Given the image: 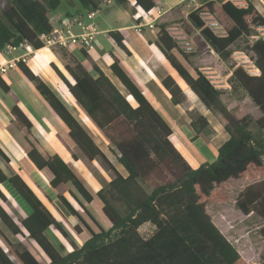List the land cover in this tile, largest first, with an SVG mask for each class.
<instances>
[{
	"label": "trees",
	"instance_id": "16d2710c",
	"mask_svg": "<svg viewBox=\"0 0 264 264\" xmlns=\"http://www.w3.org/2000/svg\"><path fill=\"white\" fill-rule=\"evenodd\" d=\"M63 1L69 6L71 0H9V4L0 11V50L8 44L19 47L24 42L35 49L42 48L44 44L39 36L53 29L51 13L57 11ZM73 1L85 11L97 9L100 4L97 0ZM134 1L146 13L159 3V0ZM115 2L125 7L129 0ZM203 2L188 17L223 59L231 56L230 47L239 38L251 36L254 26H264V16L249 1L245 6L230 0ZM207 17L216 23L219 31L207 23ZM118 33L113 31L110 34L129 53ZM158 45L179 74L180 77L172 71L179 85H188L184 92L190 94L192 90L208 110L219 116L229 134L212 163L191 167L174 145L171 127L118 59L112 64V71L124 91L97 65L93 66L96 76H92L80 63L67 66L73 84L54 66L74 100L110 141V150L127 172L123 175L50 86L29 67L22 65L24 74L66 124L79 148L89 160H101L111 174L108 184L96 192L102 202L103 215L110 224L105 228L88 209L87 204L93 202L95 195L83 179L62 158H47L30 143L31 148L27 152L30 160L39 170L50 171L53 188L70 184V196L98 228L92 229L74 203L65 195L58 194L56 209L65 218L69 215L77 219L71 226L73 231L81 235L83 228L80 224L89 231L88 238L78 245L28 184L19 175L8 177L0 167V184L10 182L32 209L30 215L17 223L0 204V221L14 235L27 233L46 254L48 264H249L215 224L208 206L211 210L214 204L227 203L229 189H224V186L246 181V186L234 198L236 206L245 214L253 211L264 218V39L257 38L251 47L254 53L252 60L259 74L250 75L243 68L236 67L230 75L232 85L243 90L261 111L262 115L256 120L257 132L251 129L253 118L242 115L238 106L229 108L222 99L223 92L207 73L196 69L194 75L172 53L176 50L187 59L193 52L183 50L165 25L161 26ZM163 84L173 104L185 102L184 92L171 76L166 77ZM11 112L18 125L24 126L29 134L31 122L16 106ZM190 125L196 136L211 132L209 121L202 114L191 115ZM119 129L129 136L125 137ZM0 155L9 161L1 149ZM149 175L157 182L148 184ZM0 200H6L1 189ZM146 223L155 226L148 237L140 232V227ZM52 227L69 241L71 250L49 236L47 231ZM261 231L264 235V227ZM0 264L42 263L30 249L22 243L14 244L0 229Z\"/></svg>",
	"mask_w": 264,
	"mask_h": 264
},
{
	"label": "crops",
	"instance_id": "0c3cea01",
	"mask_svg": "<svg viewBox=\"0 0 264 264\" xmlns=\"http://www.w3.org/2000/svg\"><path fill=\"white\" fill-rule=\"evenodd\" d=\"M97 1L100 2V13L96 16L95 23L101 33L97 35L95 45L92 49L85 50L79 46H71L69 48L43 46L42 48L35 49L31 45H23L12 51L6 49L0 50V64L8 63L11 59L21 58L22 56H26L27 58L26 62H19L16 67L10 69L8 73L0 79V83L3 84V86L0 84V149L9 158L8 161L0 155V167L8 177L19 175L35 192L37 197L45 203L55 218L58 221H61L63 225L64 219L56 208L58 206L57 204H59V202H57L58 194H65L62 192L61 186L53 188L50 185V171L48 169L39 170L27 156L31 144L35 145L40 153L47 158L54 156L62 158L77 174H82L84 181L92 182L91 176H94V174H92L91 170L83 164L82 160L85 154L70 136L68 127L40 94L35 84L24 74L22 65L29 67L34 74L50 86L90 135H93L91 132V130H93V121L72 98L68 87L57 75L54 66L57 67L68 81L73 84L74 80L70 75L67 66H74L76 63H80L92 76H96L97 73L93 66L97 65L118 88L123 89L122 83L112 71V64L118 59L123 69L141 89L147 100L171 127L173 134L172 141L174 142V145L177 146L176 148L181 152L192 168H198L204 163L214 162L217 159L219 147L229 138V134L224 129L222 122H218L214 118L215 116H208L207 113L202 115H204L209 121L212 136L210 135L207 139H204L200 135L196 136L190 126L191 121L188 116V112L194 110V106L191 105V103H194L191 100H187L182 104H173L171 95L163 84V80L166 77L171 76L179 85L172 71L178 76L179 74L158 45L161 25L164 24H161V22H163L161 20L164 16L170 17L178 7H181L184 4L180 3L178 0H159L157 7L149 13H146L135 5L134 0H129L127 6L122 7L124 11L118 10L115 12L114 15L118 19L116 24L109 25L106 19L99 22L97 18L106 6V8H108V5L111 4L112 0H110L111 2L109 4H107L108 0ZM247 1L253 3L259 12L264 10V0H245L246 3ZM203 3L204 2H201L199 6ZM8 4L9 0H0V11ZM68 4L69 9L59 13L56 11L51 13L50 21L53 27L61 25V20L66 17V15H73L85 11L73 0ZM190 5L185 4L183 8L186 6L189 7ZM261 7L263 8L262 10ZM158 9H162L161 15L157 18L159 20L161 19L158 23L160 26L155 24L157 19L154 21L157 17ZM195 9L196 8L193 10ZM193 10L189 11L187 15ZM151 22L154 24V28L148 26ZM139 27H141V31ZM169 30L174 31L175 29L170 28ZM74 31L79 32V29H75ZM113 31L119 32V36L123 37V43L129 53L118 45L116 40L110 34ZM188 34L190 36L177 37V40L181 41L179 44L181 45V48L187 52L193 53L195 50H198L199 54L203 56L199 58V69L207 73L211 79L219 80L217 84L225 85L223 86L225 87L224 90H229L230 84H228L227 80H230L231 73L234 68L237 67L236 64L233 63L232 54L227 59L221 58L210 44L200 35V32L196 27ZM178 35L180 36L181 34ZM193 39H199L201 41L196 45ZM172 53L176 55L174 51H172ZM189 70L191 71L190 68ZM55 77L58 80H56ZM187 86L188 85L186 84L185 87L180 86V88L184 92ZM191 92L193 91L191 90ZM222 92V99L229 108H235L242 104L241 98L243 95L244 100H251L247 94H243L242 92L236 93L235 91L228 92L223 90ZM184 94L187 95L185 92ZM68 96L72 99V102L68 101ZM14 106L18 107L31 122L32 128L29 134L26 133L24 126L21 125L20 127L18 125L16 118L12 114L11 109ZM255 109L256 112H259L257 113L259 118L262 115L261 111L257 106H255ZM159 111L170 121L171 124ZM207 111L210 113L213 112L208 109ZM207 135L209 136V134ZM95 136H97V134H95ZM193 165L197 166L194 167ZM107 184L108 183L103 182L102 186ZM234 185L240 189L239 191H241L246 186V181H240L237 185ZM0 189L6 196V200L4 202L0 200V204L12 216L15 222V219L18 218L17 216H19L20 219H23L31 214V207L10 182L6 181L1 183ZM99 189L101 188L97 187V191ZM42 197H44L48 203H46ZM226 204L227 203L222 205L214 204L217 211L214 214H212L210 210V205L208 206V211L211 214L213 221L249 264H260L256 259H249L242 252V245H240L239 242H248L246 237L247 232L246 230L241 231L238 229V222H235V219L230 220L228 218ZM232 205L238 208L236 202ZM231 210L233 209L231 208ZM55 212L58 215H56ZM238 214H240L243 221L256 214L264 222V218L253 211L245 214L239 209V212L235 211L236 218L239 217ZM68 216L69 215H67V218ZM59 218H62L63 220H60ZM105 221L108 223L106 218ZM107 226L108 227H104L109 228L110 224L108 223ZM260 234L261 237L264 238L262 231H260ZM242 235L244 236L243 238L241 237ZM80 236L81 239H77L75 235H72V238L78 243V245H81L83 241L88 238V236L82 237V234ZM55 239L57 243H62L57 237H55Z\"/></svg>",
	"mask_w": 264,
	"mask_h": 264
},
{
	"label": "rangeland",
	"instance_id": "374dc122",
	"mask_svg": "<svg viewBox=\"0 0 264 264\" xmlns=\"http://www.w3.org/2000/svg\"><path fill=\"white\" fill-rule=\"evenodd\" d=\"M214 1L216 3H221L223 0H214ZM201 2H203V0H197L196 2H193L189 7L186 6L185 8H183V6H185V4H184L183 6L178 7L175 10V12L173 14H171L170 17L164 16V18H162V20L160 19L161 21H163V22H161V24L164 23L162 25L166 26V28L172 34V36L174 34L173 37L176 39L178 45L181 43V41L177 40V37L188 36L189 35L188 33L190 31H192L193 28H195L194 24L189 19L187 13L189 11L193 10L194 8H198L199 4H201ZM106 7L104 8V10L100 14V16H98L97 20L99 22H101V21H104L106 19L108 21L109 25L116 24L118 19L114 15L115 12L118 10L124 11V9L119 4H117L115 2V0H112L111 4L108 5V8H106ZM67 9H69L68 5H67L66 1H63L56 12L59 13V12H62L64 10H67ZM262 9L263 8L261 7V10ZM257 11L259 12L258 9H257ZM259 13L264 16V10L262 12H259ZM160 20L157 19L155 24H158ZM206 20H207L208 24H211L213 27H215L219 31V28L217 27L216 23L213 22L210 17H207ZM158 25L160 26V24H158ZM260 27H264V26H254L252 29L251 36L241 37L233 45H231L230 49H231L232 53L235 51H244L249 56L254 54L251 50L252 43L257 38H264V28H260ZM170 28H174L175 30L171 31V30H169ZM160 33H161V31H160ZM178 34H181V35L179 36ZM193 40L196 43V45L199 41H201L199 39H193ZM179 46L181 47V45H179ZM174 52L181 59V61H183L191 69L192 73L194 75H196L195 70L199 69V66H200L199 58L203 57L199 54L198 50H195L194 53L189 54L187 59H184L183 56L178 51L174 50ZM214 81H217V80L214 79ZM227 81H228V84H230V89L229 90H223V91H228V92H232V91L234 92L235 91L236 93L242 92L243 94H246L243 90L234 87V85L231 84L230 80H227ZM218 86H219V84H218ZM221 86L223 87L225 85H221ZM185 96H186L185 102L187 100H189V101L191 100L194 103V104H192L190 102L191 105L194 106V110H191L192 114H190L188 112V116H189L190 121H191V115L207 113L208 116H211V115L215 116L214 118L218 122H220L219 116H217V114L215 112L214 113L208 112L207 108L204 107V105L201 103L200 99L193 92H191L190 94H187V95L185 94ZM241 101H242V104H240L238 106L239 112L242 115H250L253 118V122L251 124V129L254 132H257L259 129V126L256 123V120L258 119L257 113H259V112H256L255 105L253 104V102L251 100H248V101H247V99L244 100V95L242 96ZM92 125H93V130H91V132L93 135H91V137L94 139V141L100 147V149L103 151V153L107 156L109 161L114 165V167L123 175H127V172L124 169V167L117 161V157L110 150L111 144H110V141L108 140V138L94 125L93 122H92ZM119 130L124 132L122 129H119ZM95 134H97V136H95ZM208 134H209V136L205 133H202V134H200V136H202L204 139H207L208 137H210L212 132H210ZM124 136L125 137L129 136L126 131L124 132ZM82 162L85 166H87V168L89 170H91L92 174H94V176H91L92 182L83 180L85 182L86 186L88 187V189L95 195L94 202L92 204H87L88 209L91 211V213L95 216L97 221L102 226L108 227L107 226L108 223L105 221V217H104L103 211H102V202L96 196V191H97V187L101 188L103 182L108 183L111 180V174L109 172H107V170L105 169L104 164L101 160L100 161H96V160L91 161L84 155ZM78 175L82 178L81 173H79ZM147 179H148V184H154L157 182V180L152 179L150 175L147 177ZM93 182H94V184H93ZM148 184L145 185L146 188H148L147 187ZM60 186H61L62 192H64V194L74 203L76 208L81 211L84 219L92 227V229L98 230L97 226L88 218V216L84 213V211L77 204V202L70 196L68 190L72 189V186L70 184H68V185L62 184ZM224 189H229L227 192L228 193V195H227L228 199H227V204H226V213H227L228 218L230 220L235 219V222H238V229L241 231L246 230V232H247L246 237L248 239V242H246V241H240L239 242L240 245H242V248H241L242 252L249 259H253V260L256 259L258 262H260V264L264 263V238H262L261 234H260V231L264 227L263 226L264 225L263 220L261 218H259L256 214L252 215L250 218H248L245 221H243L240 214H238L239 217L236 218L235 211L239 212V209L236 208L232 204L235 203L234 198L236 199V196L239 194L240 189L237 186H235L234 184H229L227 186H224ZM225 191H227V190H225ZM42 198L44 199V197H42ZM45 202L48 203L46 200H45ZM57 202H58V199H57ZM47 205H50V204H47ZM230 205H232V206H230ZM230 207L233 210H231ZM223 211H224V208H223ZM211 212H212V214L217 212L215 206L211 207ZM55 214L58 215L56 212H55ZM17 217L18 218H16L15 220L17 223H20L21 219L19 216H17ZM59 219L60 220L64 219V221H63L64 226L69 231V233H71L72 235H75V237H77V239H81V236L79 234L75 233L71 227L72 224H75L77 222L76 218L68 216L67 219L65 217H63V219L62 218H59ZM80 225L83 228L82 237L88 236L89 231L87 230V228H85L84 225H82V224H80ZM0 229L4 232V234L8 237V239L10 241H12L14 244L22 243L25 247L30 249L42 264H48L49 263V259L46 256V254L27 235V233H25L24 235H14L12 232H10V230L1 221H0ZM154 230H155V226L152 225L151 223H146L140 227V232L145 237H148ZM48 234L53 240H56L55 237L60 239L61 242L65 245V247L67 249L71 250L72 247L70 246L69 241L66 238H64L54 227H52L50 229ZM71 234H69L70 239H72ZM241 237L243 238L244 236L242 235Z\"/></svg>",
	"mask_w": 264,
	"mask_h": 264
},
{
	"label": "built area",
	"instance_id": "2783aa9c",
	"mask_svg": "<svg viewBox=\"0 0 264 264\" xmlns=\"http://www.w3.org/2000/svg\"><path fill=\"white\" fill-rule=\"evenodd\" d=\"M182 4L190 5L197 0H178ZM236 5L245 6V0H230ZM111 1L108 0L107 4ZM100 13V8L93 10H86L82 13L75 14L70 17H64L61 20V25L58 27H53V29L49 33H44L39 36V39L43 42L46 47H62L69 48L71 46H79L82 49L89 50L92 49L95 45L96 37L101 31L98 29L97 24L95 23L96 16ZM162 9H158L157 17L154 21L161 15ZM150 28H154V24L151 22L148 24ZM264 28V27H260ZM75 29H79V32H75ZM141 31V27H139ZM264 39V38H263ZM28 45L27 43H21L20 46ZM18 46L8 44L4 47V49L8 51L16 50ZM253 52V51H252ZM252 56H249L244 51H235L232 53L233 63L236 64L237 67H241L246 70L250 75H258L259 70L255 66ZM28 57V55H27ZM26 56H22L21 58L11 59L8 63L0 64V79L4 77L8 71L17 66L19 62H26ZM216 77V76H215ZM214 77V78H215ZM217 80V79H215ZM214 84L222 91L225 87L221 85L218 86L214 81ZM222 87V88H221Z\"/></svg>",
	"mask_w": 264,
	"mask_h": 264
},
{
	"label": "bare ground",
	"instance_id": "6f19581e",
	"mask_svg": "<svg viewBox=\"0 0 264 264\" xmlns=\"http://www.w3.org/2000/svg\"><path fill=\"white\" fill-rule=\"evenodd\" d=\"M48 62H49V61H48ZM55 78H56V77H55ZM56 80H58V79L56 78ZM71 96H72V95H71ZM67 98H68V101H69V102H72V99H71L69 96H68ZM72 98H73V96H72ZM73 99H74V98H73ZM208 114H209V113H208ZM211 116H212V115H211ZM213 120H214V119H213ZM213 123H214V122H213ZM225 135H226V134H225ZM216 140H217V139H216ZM216 140H215V141H216ZM220 142H221V139H220ZM219 144H220V143H219ZM213 147H214V146H213ZM115 160H116V159H115ZM115 160H114V161H115ZM118 164H119V163H118Z\"/></svg>",
	"mask_w": 264,
	"mask_h": 264
}]
</instances>
